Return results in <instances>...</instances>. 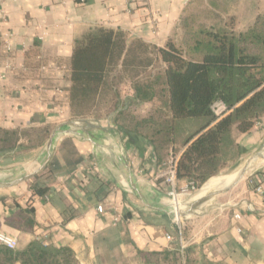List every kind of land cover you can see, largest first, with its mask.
I'll return each mask as SVG.
<instances>
[{
  "label": "crops",
  "instance_id": "crops-1",
  "mask_svg": "<svg viewBox=\"0 0 264 264\" xmlns=\"http://www.w3.org/2000/svg\"><path fill=\"white\" fill-rule=\"evenodd\" d=\"M189 1L0 0V126L49 127L48 140L53 133L59 136L55 143L52 140L49 157L47 140L38 152L0 160V233L16 239L15 251L39 240L69 248L79 264H145L149 253L180 247L177 225L158 203L168 187L159 177L150 144L121 130L106 134L103 125L73 119L67 89L74 43L89 30L113 29L123 32L128 42L140 40L163 48ZM217 1L226 15H238L230 0ZM252 14L245 15L250 19L245 26L257 15ZM125 96H133L130 88ZM108 125L119 129L110 121ZM240 135L259 143L264 120ZM108 142L117 148L105 152ZM184 149L182 144L175 156ZM50 161L57 166L50 173H39L48 170L44 167ZM18 168L26 172L15 173ZM33 183L47 192L34 194ZM230 185L212 193H227L235 186ZM258 185L262 196L254 193ZM210 194L195 207L218 196ZM98 205L104 214L97 213ZM19 208L33 210L32 231L8 224ZM191 213L196 214L195 209ZM116 214L119 219L113 224ZM165 234L172 242L165 241ZM182 246L193 247L192 256L200 263L264 264V171L234 190L217 211L198 215Z\"/></svg>",
  "mask_w": 264,
  "mask_h": 264
},
{
  "label": "trees",
  "instance_id": "trees-1",
  "mask_svg": "<svg viewBox=\"0 0 264 264\" xmlns=\"http://www.w3.org/2000/svg\"><path fill=\"white\" fill-rule=\"evenodd\" d=\"M222 6L217 0H190L163 48L140 40L128 42L123 32L113 29L89 30L75 41L70 60L67 90L72 118L83 119L97 108L105 91L112 88L114 71L119 69L126 76L134 73L129 76L133 96L121 102L123 109L146 104L153 109L138 120L132 117L131 125L122 126L116 119L112 123L129 137L148 142L158 167L170 155H176L173 147L177 122H201L184 139L185 149L176 162V187L192 184L197 190L228 166L234 170L242 152L234 133H248L264 118V15L257 14L251 23L238 29L235 16L226 15ZM156 64L159 67L154 72ZM217 101L227 109L221 118L211 111ZM114 110L122 112L118 105ZM155 113H163L162 120L157 121ZM50 132L49 127L0 126V160L41 149ZM56 166L50 161L44 167L48 170L39 173H50ZM31 190L38 196L47 192L36 183ZM32 211L19 208L7 222L30 232L34 226ZM192 250L172 246L149 253L144 263L198 264L191 257ZM15 262L79 264L69 248H54L39 240L21 251L0 245V264Z\"/></svg>",
  "mask_w": 264,
  "mask_h": 264
},
{
  "label": "rangeland",
  "instance_id": "rangeland-1",
  "mask_svg": "<svg viewBox=\"0 0 264 264\" xmlns=\"http://www.w3.org/2000/svg\"><path fill=\"white\" fill-rule=\"evenodd\" d=\"M228 5L229 3H227L226 9ZM221 6H222V3H221ZM230 6L229 7L231 8V10L235 11L236 14L242 15V17H237L238 15H235L237 26L241 25V27H245L246 23L250 21L249 17L245 16L249 12L253 13L252 16L254 14L264 15V0H230ZM158 67H159L158 64L154 66V69H153L154 72L156 71ZM133 75L134 73L127 75V76L124 73L120 74L119 69L117 71H114L111 74V79H110L112 82V88L110 90L105 91V93L102 96L101 102L99 103L97 108L94 109L92 113H90V115L83 118L82 120H84V122L86 123L91 122L97 127L99 125H103L104 127H106L105 133L112 135L114 132L120 133V129H116L114 127L110 128L108 125L109 121L114 122V120L116 119L119 124H121L122 126L123 125L126 126V125L132 124L129 122V120H134L132 117H135L138 120L141 117L147 116L150 113V111H152L153 109V107L149 104L138 106V107H131L130 109H123L125 113L122 110H121L122 112L120 113H115L114 108L116 107V105L123 107L121 102L125 99L126 97L125 95L130 88L129 85H130L131 78L129 76H133ZM154 104L155 106L160 105L159 103H154ZM161 114L163 113H155L153 115L156 116L157 121H159L160 119L162 120ZM200 123L201 122L198 120H190V119L181 120L177 122L175 145L173 147L174 154H176L179 148L182 146L185 137H187L188 134L194 132ZM234 139L236 140L238 145H240L242 148V152L237 159L235 169L230 170L228 166L219 176L212 177V178L229 177L230 175H234L238 173L240 170H242L243 168L247 167L245 169L244 175L242 176L241 180L229 192L215 196L212 200L208 201V203L205 202L199 209L197 207H194L193 209H189L188 204L191 205L192 203H194L195 198L197 197V195L202 190L205 184L202 185L200 189H197L193 192H189V191L181 192V188L183 186L176 187V191L179 196L175 197L174 199H172L171 197L167 195L169 191V187L168 185L164 184L166 187H168V190L167 192L165 191L163 193H160L162 198H165L168 201L176 200L180 202L179 209L185 210V213L182 216H179V215L177 216L174 214V212L172 211L170 207H162L171 216L172 220L175 223L177 222L178 225L181 227V231L183 233L181 235L182 242H183V239H185V237L187 236V230L191 231L192 227L195 225L198 215H202L203 213L211 214L214 211H217L221 204L228 203V201L231 198V194L234 190H236L239 186L243 185L244 182L248 181L255 174L261 173L262 171H264V159L260 157L262 152H264V135L261 141L255 144L252 141L251 136L248 138H242L240 134L234 133ZM253 160L255 162L251 166L248 167V165H250V163L253 162ZM25 172L26 171H23L21 168L20 169L18 168L17 170H15V173H25ZM231 183L233 182L229 181L226 184L227 186L223 185L221 187L220 186L216 187L215 191H221L225 189L226 187H228ZM212 191H214V189H212L209 193H212ZM232 198H234V196H232ZM194 209L196 211V214L191 213V211ZM188 214H191V215L186 218ZM191 257L194 258L195 256H191ZM194 259L198 260L196 257ZM198 264H202V263L198 262Z\"/></svg>",
  "mask_w": 264,
  "mask_h": 264
},
{
  "label": "built area",
  "instance_id": "built-area-1",
  "mask_svg": "<svg viewBox=\"0 0 264 264\" xmlns=\"http://www.w3.org/2000/svg\"><path fill=\"white\" fill-rule=\"evenodd\" d=\"M7 48L9 49V46H7ZM11 68H12L11 66L5 65V69H11ZM211 111L217 118H221L227 113V109L225 105L220 101L215 102L211 106ZM176 162H177V157L170 155L168 161L162 165L160 169V174H159V177L163 180V183L168 185L169 191L167 195L171 197L172 199L179 196L176 191ZM187 191L189 192L195 191L194 186L192 184H188L181 188V192H187ZM254 193L258 196H262L263 195L262 187L260 185L256 186L254 188ZM96 211L98 214L105 213L101 205H98L96 207ZM234 218L238 219L240 218V215L235 214ZM118 219H119V215L116 214L113 217L112 223L115 224L118 221ZM176 225H177L178 239L180 243V250H182L183 246H182V237H181V227L178 225L177 222H176ZM164 238H165V241L168 243L172 242L173 240L169 234H165ZM0 245L4 246L5 248L9 250H15L17 248V241L14 238H11L3 233H0Z\"/></svg>",
  "mask_w": 264,
  "mask_h": 264
},
{
  "label": "bare ground",
  "instance_id": "bare-ground-1",
  "mask_svg": "<svg viewBox=\"0 0 264 264\" xmlns=\"http://www.w3.org/2000/svg\"><path fill=\"white\" fill-rule=\"evenodd\" d=\"M59 136L58 135H55L53 137V143H55V141L57 140ZM115 141V140H114ZM113 141V142H114ZM105 147L104 150L105 152H108V150H115L117 147L114 143L112 142H108L106 145H104ZM102 147V145H101ZM47 151V150H46ZM121 151V150H120ZM263 159H264V152H262L261 156ZM255 161L253 160V162L250 163L249 166H251ZM247 168V167H246ZM246 168H243L242 170H240L238 173L234 174V175H230L229 177H221V178H212L210 179L209 181H207L205 183V185L203 186L202 190L199 192V194L197 195V197L195 198L194 202L200 200L201 198H203L204 196H206L212 189H216V187H221L223 185H226L229 181L231 182H234L236 181L239 176H240V173L245 170ZM110 169V168H109ZM108 170V169H107ZM118 173V172H117ZM119 176V175H118ZM147 184V183H146ZM213 192V191H212ZM206 198V197H205ZM158 203L159 205H161L162 207H170L172 209V211L178 216H182L184 213H185V210H181L179 209V204L180 202L176 201V200H171V201H168L167 199L165 198H160L158 199ZM190 205V204H188Z\"/></svg>",
  "mask_w": 264,
  "mask_h": 264
},
{
  "label": "water",
  "instance_id": "water-1",
  "mask_svg": "<svg viewBox=\"0 0 264 264\" xmlns=\"http://www.w3.org/2000/svg\"><path fill=\"white\" fill-rule=\"evenodd\" d=\"M54 135H55V133H53V134L51 135L50 139L48 140V142H47V144H46V150H47V152H48V157L50 156V150H51L52 140H53ZM46 161H47V159H46L43 163H41L40 167H39L34 173H37V172L43 167V165L46 163ZM244 172H245V170H243V171L240 173L239 178H238L236 181H234V182L230 185L229 188H231L233 185H235V184H236V183L242 178V176L244 175ZM229 188H228V189H229ZM219 193H220V192H218V193H217V192H215V193H211L210 195H208V197L212 198V197H214L215 195H218ZM208 197H206V198H208ZM203 199H204V198H203ZM203 199H201V200H203ZM201 200H199V201H201ZM199 201L193 203V204L190 206V209H193V208L198 204Z\"/></svg>",
  "mask_w": 264,
  "mask_h": 264
}]
</instances>
